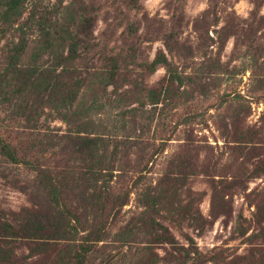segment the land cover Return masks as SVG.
Here are the masks:
<instances>
[{
    "label": "rangeland",
    "instance_id": "obj_1",
    "mask_svg": "<svg viewBox=\"0 0 264 264\" xmlns=\"http://www.w3.org/2000/svg\"><path fill=\"white\" fill-rule=\"evenodd\" d=\"M40 4L73 39L35 63L68 56L55 62L57 70L63 81L79 83L69 110L40 101L41 94L23 97L22 105L31 100L28 112L0 104V124L34 128L50 143L35 156L36 168L0 159L4 219L51 217L43 179L83 172L79 158L90 147L81 142L94 139L96 155L85 166L96 165L109 177L110 192L125 194V204L107 219L88 208V224L100 219L107 226L84 264H144L146 244L159 234L155 224L179 243L182 235L191 237L210 259L203 264H254L264 253V0ZM28 34L23 65L37 48V34ZM16 37L10 31L0 40V67ZM158 55L166 66L150 73L146 67ZM168 70L177 79L165 88ZM63 181L69 190L64 198L74 205V192L85 182L67 173ZM62 249L53 241L42 248L24 242L14 249L12 264H54ZM150 251L166 257L162 247Z\"/></svg>",
    "mask_w": 264,
    "mask_h": 264
},
{
    "label": "trees",
    "instance_id": "obj_2",
    "mask_svg": "<svg viewBox=\"0 0 264 264\" xmlns=\"http://www.w3.org/2000/svg\"><path fill=\"white\" fill-rule=\"evenodd\" d=\"M135 5L139 0H128ZM41 0H0V40L6 38L10 31H16V41H11L3 54L4 63L0 67V104L11 103L16 110L30 111L31 100L23 102L27 95H42L40 101L53 100L60 108L69 110L71 102L76 95L78 81L69 84L61 79L63 71H58V63L66 62L69 57L57 56L54 63L49 65H37L35 61L40 54L48 52L58 43L73 39L66 28H59L51 19L48 12L41 10ZM23 12L26 14L22 23H19ZM67 21V19H66ZM86 20H81L80 25ZM33 29L37 34L36 50L31 54V61L23 65L21 63L24 54L28 33ZM74 45V44H73ZM73 45L70 51H74ZM53 62V61H49ZM166 66L162 55L155 57L146 67L147 71L154 72L156 66ZM168 68V67H167ZM168 75L165 88L177 77L173 73ZM26 130V129H25ZM28 131L15 130L7 123L0 124V159L12 163L21 164L30 168H36L35 156L41 155L50 148V143L38 138L39 133L34 128ZM43 136V135H42ZM81 144L89 146L86 155L79 158L83 172L66 170L60 175L47 176L43 179V188L49 205L53 208V215L49 218L29 217L17 223H10L0 213V264H12L14 261V249L21 243L27 242L40 248L47 246L51 241L63 245L55 257L54 264H84L86 258L96 251L99 242L106 238V223L97 220L90 224L86 221L88 208L94 207L99 216L107 219L114 218L116 211L125 204L123 194L110 192V178L101 175L96 165H87L86 162L95 158L97 143L94 139H84ZM80 151V149H79ZM107 170V169H104ZM47 173L46 171H44ZM72 178L85 182V186L74 192V205L66 201V193L69 192L64 184L65 174ZM99 176L100 183H95V177ZM149 202H154L151 198ZM190 216L189 218H191ZM159 234L147 242L144 264H155L158 260L172 261L177 264H203L206 260L201 254L193 239L182 235L184 243H179L165 228L155 224ZM242 230L239 228V232ZM154 246L164 249L163 255L158 258L150 249ZM264 264V253L258 256L254 264Z\"/></svg>",
    "mask_w": 264,
    "mask_h": 264
}]
</instances>
